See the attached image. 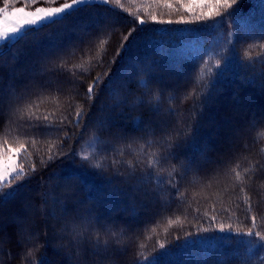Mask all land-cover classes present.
Here are the masks:
<instances>
[{
  "label": "trees",
  "instance_id": "16d2710c",
  "mask_svg": "<svg viewBox=\"0 0 264 264\" xmlns=\"http://www.w3.org/2000/svg\"><path fill=\"white\" fill-rule=\"evenodd\" d=\"M236 7L238 11L233 19L223 26H216L196 22L200 10L185 12L175 0L172 8L153 0H120L119 5L98 2L61 25H53L24 41L0 49V92L10 85L29 102L40 97L43 103L36 100L40 104L36 114L55 113L54 121L73 111L67 107L69 95L75 97L73 108L75 103H81L88 113L81 128L65 125L71 137L64 142L67 155L43 167L40 158L46 159L47 148L43 142L45 136L41 134L43 129L30 127L26 118H11L6 108L0 110V137H7L10 142L17 137L36 136L38 140L35 146L29 144L28 151L32 156L27 157L25 153L19 161L26 169L35 163L36 173L31 179L24 178L11 188L3 189L7 192L20 188V191L12 201L4 203L0 199V237L7 238L0 248V264H31L33 257L26 253L32 244L20 235L23 228H28L35 237L32 243L40 245L34 251L35 259L44 255L49 264H70L56 248L59 241L54 225L58 227L57 222L38 211L45 193L51 192L56 197L64 195L63 190L56 187L59 183L57 175L73 178L74 198L82 209L91 207L103 224L114 230H126L128 239L124 242V251L115 253V264H137V251L152 258L157 251H164L158 249V242L165 243L167 248V253L158 257L159 264H264V249L259 245L249 251L246 243L238 242L236 238L225 239V233L215 230L218 224L224 223L232 225L233 237L237 229L247 232L252 228L253 232H264V187L259 181L241 185L226 177L213 178L217 170L237 161L241 169L248 167L249 160L244 156L264 159V154L259 151L264 147V89L247 81L246 77L252 71L242 66L248 57L257 63V67L259 60L264 59V48L260 47L264 44L260 39L264 35V0H239ZM153 14L158 20H172L173 23L153 22ZM137 15L148 22L139 25L135 20ZM181 16L191 23H176ZM133 28L135 31L124 50L116 56L122 34ZM102 39L108 41L104 51L99 47ZM229 39L231 43L226 44L225 40ZM224 48L228 49L225 76L208 88L206 96L201 97L195 106V97L181 103L180 98L188 92L205 91L196 81H211V73L217 71L213 67L214 57L208 59L207 64H203L200 57L209 50ZM58 49L64 52L69 68L90 57L93 59L82 69L73 68L75 77L69 72L36 75L37 83L47 82L50 87L43 93L39 90L25 93L30 78L40 71L41 58ZM98 52L102 66H97ZM105 72L109 73L107 77H104ZM98 74L104 77L103 82L96 90L95 98L89 102L84 98V92ZM109 79L116 82L105 88ZM143 83H147L153 94L160 96V114H154L148 106H132L136 97L146 98ZM58 84L63 86V93L55 92ZM121 84L125 87L121 88ZM170 96H175V100L170 101ZM89 103L92 105L90 109ZM169 107L177 110L179 124L164 114ZM136 118L141 119L142 127L135 126L133 121ZM100 120L107 122L108 131L104 137L111 140L116 149L106 153L108 159L105 163L113 159L120 161L117 167L124 175H115L111 170L101 173L76 154ZM164 126L173 133H184L186 126H191V132L183 135L180 147L175 149L179 159L191 164V171L185 173L184 169L177 168L173 173L176 187H173L167 183L169 172L173 171L171 164L161 163L163 185L137 183L128 176L129 163L135 166L137 160L145 158L140 150L142 141L132 143L129 148L128 141H117L114 137H143L147 140L148 128L159 135ZM121 150L123 156L119 154ZM147 151L149 149L145 147L144 152ZM175 163L176 160H172V164ZM181 173H184L183 178H180ZM259 178L264 179V173H260ZM242 186L251 198V210L240 192ZM177 189L182 195H177ZM68 207L71 210L75 205L68 201ZM213 216L216 217L215 223L210 219ZM252 216L256 217L255 225ZM205 228L211 230L204 232ZM247 239L250 238L244 237ZM138 244L144 247L138 249ZM86 259L87 264H96L90 255ZM105 264L110 262L106 260Z\"/></svg>",
  "mask_w": 264,
  "mask_h": 264
},
{
  "label": "snow or ice",
  "instance_id": "6c2138e0",
  "mask_svg": "<svg viewBox=\"0 0 264 264\" xmlns=\"http://www.w3.org/2000/svg\"><path fill=\"white\" fill-rule=\"evenodd\" d=\"M110 4L115 2L120 4V0H64L60 3L59 0H0V49L5 46L14 45L20 41L26 40L30 36H35L41 33L44 29H47L53 25H61L70 17L83 11L86 7H90L97 3ZM154 3L163 4L168 8L173 7V0H153ZM175 3L179 4L185 12L194 13L197 9L200 10L196 15V22H209L212 25L223 26L225 23L233 19L238 11L236 7L239 0H175ZM41 6H36V5ZM19 5V6H12ZM50 5V6H44ZM207 9V11H205ZM231 11H228V10ZM130 15H134L129 13ZM219 18V20H217ZM135 20L139 25H144L148 21L140 16H135ZM151 20L157 23H173L172 20H158L155 14L151 15ZM176 23H191L186 21L183 16ZM235 26V25H234ZM133 28L127 34H122V39L119 48L116 50V56L120 55V52L124 50L125 45L129 41V37ZM228 36H231L229 31ZM260 39L264 40V35L260 36ZM107 40H100L99 47L101 51L106 50ZM226 44H230L231 41L225 40ZM264 48V44L260 45ZM228 51L224 48L220 51L215 49L209 50L200 57L203 64L208 63V59L215 58L213 67L217 70L213 73L211 81L197 80V84H201L205 91L195 92L190 91L187 95L180 98V102L184 103L186 100H193L195 106L198 101H201V97L206 96L207 89L213 87L217 80L222 79L226 74V61L228 57L225 53ZM247 56V54H245ZM97 66H102V57L100 52L97 53ZM92 57L81 64L72 65L68 67L67 60L64 59V52L62 50H56L55 52L46 53L40 61L41 68L39 73L33 74L30 78V84L25 87V93H31L32 91L39 90L41 93L48 90L50 85L47 82L37 83L35 80L36 75H43L44 73L55 74L57 72H69L71 76L75 77L76 73L72 69H82L84 64H91ZM247 61H251L248 57ZM245 62L242 66L246 70H251L252 74L246 77L249 83L258 84L260 88L264 89V59L259 60V67L255 61ZM113 63L115 60L112 61ZM109 75L108 72L104 73V77ZM101 75H97L87 85L84 92V98L91 102L97 95V91L100 88L103 78ZM82 79V77H81ZM115 79H109L107 84L104 85L108 88L114 84ZM121 88L125 85L121 84ZM143 87L146 89L144 97H136L133 102V107L136 106H148L154 114H160L162 101L159 95L153 94L152 90L148 88L147 83H143ZM130 91V90H129ZM56 93H63L64 88L61 85H57L55 88ZM47 97H44L46 99ZM55 98V97H53ZM75 97L69 95L66 98L68 109L73 111L69 114H62L58 121H54L52 117L55 113L44 114L43 116L37 115L40 104L36 102L39 100L43 103V99L36 97L29 102L24 96L18 94L15 88L10 85L0 92V110L7 109L11 118L24 120L25 118L29 122V126L34 129H43L42 135L45 136L44 143L47 145L45 156L40 158V163L43 167H47L50 163L54 162L61 156H66L64 151L65 140H70L69 132L66 130L65 125L74 127L76 129L81 128L84 123V119L87 116L85 107L81 103H75L73 108V101ZM169 100H175V96H170ZM92 107L91 103L88 104V108ZM202 110L203 103H200ZM176 119V123L180 121L177 119V110L169 107L164 113ZM69 115L72 116L69 119ZM195 116H193V120ZM32 121H43L44 123L33 124ZM6 124L8 121L6 120ZM133 123L137 128L142 127V121L140 118H136ZM108 131L107 122L100 120L96 123L92 134L84 145L80 152L76 154L80 156L82 161L88 162L89 167L99 170L101 173H107L110 170L115 175H124V172L120 171L117 165L120 161L113 159L110 163H105L108 157L106 153L115 151L116 149L111 144V140L105 139L104 133ZM147 140L143 137L129 138L124 136L114 137L117 141H128V147H132V143H141V152H143L144 159L136 161L135 166L129 163L128 176L135 179L137 183L151 184L155 183L158 187L165 182L160 177L162 169L159 167L161 163L171 164L172 172H169V179L167 183L173 187H176L174 180L176 177L173 173L177 168L184 169L185 173L191 171V164H185V162L179 159V155L175 149L180 147V140L183 135L191 132V126H186L184 133L176 132L167 129V126L161 128L159 135L156 134L154 129L148 128ZM54 133L55 135H48ZM63 133V135H59ZM38 142L36 136L26 137L20 139L17 137L14 142H10L7 137H0V199L4 203L14 200L19 194L20 188H15L10 191L4 192L3 189L11 188L13 184L24 178L31 179L37 171L35 163L31 164L29 169H26L23 163H20L21 156L27 153V157H31L32 153L28 151L29 144L35 146ZM153 145L156 147L154 148ZM147 147L149 151L144 152V148ZM247 147V145H245ZM260 153L264 154V147L260 148ZM124 155L121 150L119 153ZM203 155V153H202ZM244 159L249 160V166L243 169L240 168V163L237 161L234 165L228 166L224 169H219L214 175V179L220 177H226L241 185H251L252 183L259 181L261 187H264V179L259 178L260 173H264V159H251L249 156H244ZM172 160H176L175 164H172ZM184 173L180 174V178H183ZM247 177V179H246ZM56 187L63 190L64 195L60 197L53 196L51 192H47L43 195V205L38 211L46 213V218H51L57 222L55 236L59 243L56 248L59 252H62L70 264H87L86 257L90 255L96 262V264H105V261H109L110 264H115V253L117 251H124V242L128 237L125 236V229L114 230L111 227L103 224L100 218L95 214L93 208L89 207L82 209L80 202L74 198L75 184L73 178H63L57 175ZM240 192L244 194L243 199L245 203L249 204V210H251L250 196L245 191V187L240 188ZM177 195H182L177 189ZM68 201H72L75 207L69 209ZM50 205V207H48ZM135 216V212H133ZM213 223L216 222V217L210 218ZM252 223L255 225L256 217L252 216ZM210 228L203 229L204 232L210 231ZM216 231L225 233V239L236 238L238 242L246 243L249 247V251L252 248L259 245L261 249H264V232L255 231L249 228L247 232L241 230H235V237L231 235L233 232L231 224L220 223L217 225ZM155 232V228L152 229ZM20 235L26 239L31 247H28L26 255L33 257L31 264H49L47 257L42 255L38 260L34 257V251H37L40 245L32 243L35 237L30 234L28 228H23ZM244 237L250 239L244 240ZM7 239L6 237H0V248ZM179 239V237H176ZM115 246V247H114ZM158 249H163V252L157 251L152 257H146L141 251H137V264H159L158 257L167 253L165 243L158 242ZM138 249L143 248V244L137 245Z\"/></svg>",
  "mask_w": 264,
  "mask_h": 264
}]
</instances>
